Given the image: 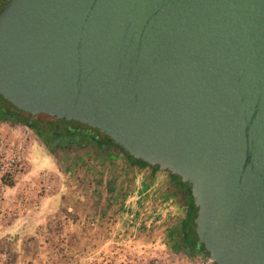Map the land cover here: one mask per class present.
<instances>
[{
  "label": "water",
  "instance_id": "1",
  "mask_svg": "<svg viewBox=\"0 0 264 264\" xmlns=\"http://www.w3.org/2000/svg\"><path fill=\"white\" fill-rule=\"evenodd\" d=\"M0 97L186 185L212 264H264V0H7Z\"/></svg>",
  "mask_w": 264,
  "mask_h": 264
},
{
  "label": "rangeland",
  "instance_id": "2",
  "mask_svg": "<svg viewBox=\"0 0 264 264\" xmlns=\"http://www.w3.org/2000/svg\"><path fill=\"white\" fill-rule=\"evenodd\" d=\"M19 128L23 130L24 127L0 123V135L9 137ZM30 141L31 149L29 150L27 171L24 177L16 180V184L22 180L24 186H27L26 184H33L38 187L40 175L42 173L49 174L45 169H37L38 158L40 157L39 153L42 152L47 155L49 153L33 137L32 133L30 134ZM72 154L62 156L61 153H57L54 157L60 166L61 174L65 177V180L62 181V186L64 187L62 200L66 197L72 201H79L80 197L85 200V203L83 202L79 205V208L77 205H72L68 208L69 210H66L70 219L69 224L71 227L86 228L88 231L90 230L89 232H92L96 226V224L94 225L95 218H97V227L102 232V236L100 235L99 237V244H102V246L104 244L106 248V254L101 253V256L108 259L106 263L104 260L101 261L99 253H93L86 264H100V262L102 264H154L156 261L162 264H187L196 257L198 258V256L188 254L185 251L173 250V240L177 237V229L181 225L183 216L182 218H180V215L168 218V221L166 220L155 227L150 226L147 228V226L145 227L141 224H137L138 227H133L128 223L130 222V218H124L125 216L121 213V204L125 198V194L121 192L122 190L119 192L120 196L117 198V204L112 209L107 206L112 181L123 183L126 178H130V174L128 177L124 176L123 164L127 163L125 160L119 156H109L106 159L96 158L86 152ZM132 171L134 170L131 169V173ZM50 174L53 189L52 192L46 195H51L55 193V190L60 191L62 189V187H58L56 184L58 179ZM59 179L61 178L59 177ZM39 191L41 192L38 193V196H44L42 190ZM146 203L147 201L144 202V204ZM144 207L145 205H141L138 210H147L150 205L146 208ZM78 217L82 219L79 221V224ZM84 217L85 220H83ZM139 221L140 217L136 220L133 219L134 223H139ZM97 235L95 234V237L88 236V245H96L95 239ZM70 238L72 239L69 240H73V236ZM16 239H18L17 236H0V264H5V262L8 264L17 259L20 260L22 257V260L26 263L33 264L36 254L31 250L32 246L34 248L36 243L44 245L50 242V238L46 235L37 237V240H33L34 237L27 239L24 245H27L28 249L22 253L21 257L20 253L15 251L18 241ZM51 240L54 241V237ZM92 247L96 248L97 246ZM71 255H74V258H72L79 263V253L73 252ZM95 256H97V259H100V262L98 260L93 261ZM92 261L95 263H92Z\"/></svg>",
  "mask_w": 264,
  "mask_h": 264
},
{
  "label": "crops",
  "instance_id": "3",
  "mask_svg": "<svg viewBox=\"0 0 264 264\" xmlns=\"http://www.w3.org/2000/svg\"><path fill=\"white\" fill-rule=\"evenodd\" d=\"M39 156L37 169H45L49 174L51 173L50 175L58 179L56 184L62 189L60 191L55 190V193L44 196H38L36 192H31V201L22 207L19 197L24 189L29 191L33 185L26 184L27 186H24L23 181L20 180L18 184L9 188L2 186L0 181V236H17V249L15 251L20 253L21 257L22 253L28 249L27 245H24L27 239L34 237L33 240H37V237L42 235L48 236L50 238L49 243L44 245L36 243L34 248L32 246L31 250L36 254L33 264H86L93 253H99L101 261L104 260L107 263L108 259L101 256V253L106 254V248L104 244L103 246L99 244V237L100 235L102 236V232L97 227L98 219L95 218L96 221L94 220V225L96 224V226L92 232H89L90 230L88 231L86 228L71 227L66 210H69L68 208L72 205H77L79 208V205L83 202L85 203V200L80 196L79 201H72L67 197H63L65 199L62 200L64 190L62 181L65 180V177L61 174L60 166L50 154L47 155L41 152ZM123 165L124 176L128 177L130 174V178H126L123 183L112 181V188L109 191L110 197L107 203L109 208L112 209L117 204V198L120 196L119 192L122 190L121 192L125 194L121 204V213L125 216H123L124 218L129 217L136 220L141 217V214L146 211L145 209L142 211L138 210L141 205H145L144 208L150 205L151 209L148 207L149 215L147 216L153 223L151 224L152 227L159 226L162 222L168 221V218H173L174 216L180 215V218L184 217L185 209L183 210L176 204L164 173L160 171L153 173L147 170L138 172L128 166L127 163ZM131 169L134 170L132 173ZM145 201L149 203L144 204ZM81 220L78 217V224ZM83 220H85V217ZM97 233L99 234L97 235ZM95 234L97 235L95 239L96 245H90L97 247L93 248L88 245L87 240L88 236L95 237ZM71 236H73V240H69L72 239L70 238ZM53 237L54 241L51 240ZM73 252L79 253V263L73 259L74 255H71ZM22 258L8 264H28ZM100 259L95 256L93 261L98 260L100 262ZM93 261L92 263H95ZM100 264L102 263L100 262Z\"/></svg>",
  "mask_w": 264,
  "mask_h": 264
},
{
  "label": "trees",
  "instance_id": "4",
  "mask_svg": "<svg viewBox=\"0 0 264 264\" xmlns=\"http://www.w3.org/2000/svg\"><path fill=\"white\" fill-rule=\"evenodd\" d=\"M7 3V0H0V11ZM0 123H9L22 127L28 128L35 138L43 144L44 147L50 144H58V146L63 147L66 143L73 139H84L90 138L91 133L96 134L97 138L101 141L97 142L100 145L113 143L106 137L101 136L95 130L89 129L84 125H80L75 122H64L57 121L55 119L46 116L31 117L28 114L22 113L15 109L12 105L7 103L0 97ZM94 139V137H93ZM88 140V139H87ZM96 141V138L93 140ZM92 141V142H93ZM86 142V141H84ZM99 145V146H100ZM101 147V146H100ZM123 160L127 162L128 166L135 169L138 172H142L144 169L150 170L155 173L158 172V168H152L146 164L136 161L129 157L127 153H122ZM169 175V174H168ZM170 176V175H169ZM175 178V177H173ZM177 185L185 188L189 195L188 207L185 209L184 218L181 222L180 227L177 229V239L173 240V250L182 251L187 250L189 253H197L202 258L207 259V253H205L202 246L197 244V237L193 230V216H194V206L186 185L182 184L177 178ZM1 184L11 188L13 183L3 179ZM176 196V195H175Z\"/></svg>",
  "mask_w": 264,
  "mask_h": 264
},
{
  "label": "built area",
  "instance_id": "5",
  "mask_svg": "<svg viewBox=\"0 0 264 264\" xmlns=\"http://www.w3.org/2000/svg\"><path fill=\"white\" fill-rule=\"evenodd\" d=\"M30 130L26 127L21 130L20 128L15 130L9 137L0 135V181L6 179L13 183V186L16 185V180L24 176L27 171V166L29 162V150L31 149L30 141ZM4 187H7L1 184ZM33 185V184H32ZM53 184L51 182V177L47 173H42L40 175V183L37 186H32L29 191L24 189L22 195L19 197V200L24 204H28L31 201V192L44 193V195L52 192ZM38 190V191H37ZM146 210V209H145ZM144 210V211H145ZM149 213L146 210L141 214L139 223H134L133 219L129 224L133 227L137 224L147 226L149 228L153 224L148 218ZM154 264H162L157 261ZM187 264H212L208 259H204L201 256L196 257L195 259L189 261Z\"/></svg>",
  "mask_w": 264,
  "mask_h": 264
},
{
  "label": "flooded vegetation",
  "instance_id": "6",
  "mask_svg": "<svg viewBox=\"0 0 264 264\" xmlns=\"http://www.w3.org/2000/svg\"><path fill=\"white\" fill-rule=\"evenodd\" d=\"M32 135H33V133H32ZM101 136H103V135H101ZM33 137H35V136L33 135ZM93 137H94V139L96 138V141H93L94 140ZM103 137H105V136H103ZM106 138H108V137H106ZM84 141H86V142H84ZM99 141H101V139L97 138L96 134L94 135L93 133H91L90 138H84V139L76 138V139H73L70 142L66 143L65 146H63V147L58 146V144H56V143L50 144L46 147H44L41 142H40V144L45 148L47 153H49L53 157H55L57 153H61L62 156H64V155H69L72 153L74 154L76 152H83V153L86 152V153H90L92 156H94L96 158L106 159L109 156H119L120 158L123 159L122 153H124V152H122L116 145H114V144L113 145H111V144L100 145L97 143ZM144 170H147V169H144ZM147 171H150V170H147ZM162 173H164L165 178H167V180H168L167 183H168L171 195H173V197L175 198L176 204H178L183 210L186 209L188 207V201H189V195H188L187 190L185 188H183L182 186L177 185V181L175 178H173V176H169L166 172H162ZM182 251H185L188 254H192L194 256H200L196 252L195 253H189V251H187V250H182Z\"/></svg>",
  "mask_w": 264,
  "mask_h": 264
}]
</instances>
